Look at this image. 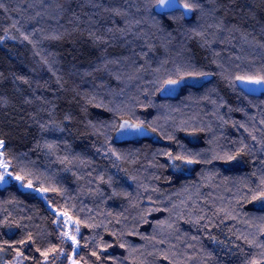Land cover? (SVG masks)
Segmentation results:
<instances>
[{
  "label": "trees",
  "instance_id": "obj_1",
  "mask_svg": "<svg viewBox=\"0 0 264 264\" xmlns=\"http://www.w3.org/2000/svg\"><path fill=\"white\" fill-rule=\"evenodd\" d=\"M189 2L0 0V264L264 262V0Z\"/></svg>",
  "mask_w": 264,
  "mask_h": 264
},
{
  "label": "snow or ice",
  "instance_id": "obj_2",
  "mask_svg": "<svg viewBox=\"0 0 264 264\" xmlns=\"http://www.w3.org/2000/svg\"><path fill=\"white\" fill-rule=\"evenodd\" d=\"M157 7L164 9V8H171V7H176L177 6V0H157ZM181 6L187 11V12H191L194 10V5L192 3L189 2V0H182ZM0 7H3L2 4H0ZM27 38V37H25ZM237 80H240L243 83H247V84H253V85H257V86H261L264 87V74H256L253 76H237L236 77ZM180 81L179 80H168L167 81V85L166 86H176ZM121 132H138V133H143L144 130V126L143 125H131L128 124L127 121H125L124 125L120 126ZM4 146V141L0 140V149H2ZM4 152L0 151V156H3ZM170 155V154H169ZM174 159H181L184 160L186 163H196L198 161H195L193 159H189L187 157L184 156H176L174 157ZM9 163L10 161L4 160V161H0V168L5 169L4 173H0V182H3V178L4 175L7 176H12L11 172H7L6 170L9 167ZM16 180H20L22 182V184L24 183V179L23 177L17 175L15 176ZM261 183H264V181H262ZM28 187H31V182L29 181L27 183ZM39 190V189H37ZM253 199H262L264 200V190H261L256 196L253 197ZM76 231L79 232V228H76ZM69 239L72 240L73 244H79V242L75 239V237H69ZM262 247H264V245H262ZM95 255V253H93ZM42 255H47V253H42ZM73 264H78V262L76 260H73ZM253 264H257V262H253ZM259 264H264V262H259Z\"/></svg>",
  "mask_w": 264,
  "mask_h": 264
},
{
  "label": "rangeland",
  "instance_id": "obj_3",
  "mask_svg": "<svg viewBox=\"0 0 264 264\" xmlns=\"http://www.w3.org/2000/svg\"><path fill=\"white\" fill-rule=\"evenodd\" d=\"M239 84L244 89H246L248 91H252V92H261L264 90V87L253 85V84L243 83L241 81H239ZM171 89H172V86H170V88L167 89V92L172 93ZM175 90H176V88H175ZM124 123H123V125H124ZM128 124H131V123H128ZM147 135H148V131L145 128L143 130V133H138L135 131L121 132V129H120L119 133L117 134L116 139L117 140L135 139V138H141V137H144ZM0 151H2V149H0ZM0 161H4L3 156H0ZM6 171L9 172V167ZM4 172H5V169L0 168V173H4ZM13 182L17 183V185H19V187L22 188L23 190H28V187L24 186L20 180H16L15 177L7 176V175H4L3 182H0V188H4L5 186H7ZM36 194L38 196H40L41 198H44V196H45V194L42 192H36ZM55 216H56L55 222L57 223V226L62 230L65 237L70 242H72V240L69 239V237H75V239L77 240L78 236H79V232L76 231V228H78V225L72 219H70L66 215H63L59 212H56ZM72 244H73V242H72ZM74 247H77V244H74ZM23 262L24 261H23L22 256L16 255L14 260L10 264H23ZM68 264H73V257L70 258V260L68 261Z\"/></svg>",
  "mask_w": 264,
  "mask_h": 264
}]
</instances>
